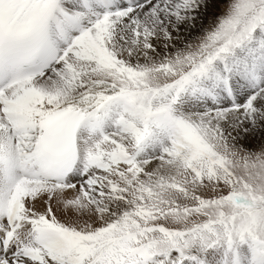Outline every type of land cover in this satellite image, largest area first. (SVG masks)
Returning <instances> with one entry per match:
<instances>
[{"label":"snow or ice","instance_id":"snow-or-ice-1","mask_svg":"<svg viewBox=\"0 0 264 264\" xmlns=\"http://www.w3.org/2000/svg\"><path fill=\"white\" fill-rule=\"evenodd\" d=\"M0 264H264V0H0Z\"/></svg>","mask_w":264,"mask_h":264}]
</instances>
